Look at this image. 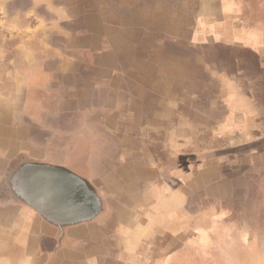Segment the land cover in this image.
<instances>
[{
    "label": "crops",
    "instance_id": "1",
    "mask_svg": "<svg viewBox=\"0 0 264 264\" xmlns=\"http://www.w3.org/2000/svg\"><path fill=\"white\" fill-rule=\"evenodd\" d=\"M8 2L12 1L0 0L4 5ZM13 2L17 4L16 0ZM18 3L22 7L21 13L4 20L10 22L11 26L20 22L28 24L27 29L18 27L22 28L21 33L10 28L11 36L23 39L21 45L14 43L12 50L14 54L19 53L22 59L17 62H6L7 70H10L8 74L10 73L16 81V90L10 99V106L2 113L7 121L5 128L3 130L0 128V138H3L4 142L1 160H5V167L28 162L25 160L26 156H29L27 158L32 162H44L46 154L45 142L42 141L44 134L41 133L43 125L38 129H34L32 125L40 118L39 114L42 117L44 114L56 116L61 109L58 106L61 97L63 101L71 104L69 107L71 111L75 108L76 102L83 105L79 107V111L88 120L84 125L87 127L86 130H90L89 138L92 141L94 139L97 145L102 143L100 145L102 148L96 154V159H89L85 167L79 170L77 177L71 172L62 171L58 166H53L60 174L64 173L65 178L75 182L76 187L85 192V195L71 196L67 200L60 199L57 203L40 202L39 193L36 195L31 191L27 192L24 200L17 197L9 201L6 200L7 197L3 201L0 199L1 208L10 213L19 212L25 215L22 222L5 223L3 226L7 236L9 232L20 231L14 236L11 233L13 239L6 238L5 245L14 250L12 253V250L10 251L11 258L16 261L17 257V262L24 264L164 263L169 248L179 240L188 239L189 231L183 228V223L177 222L178 218L173 222L174 215H180L179 221H182L183 206L177 205L184 203L187 195L179 191L180 187H174L176 181L170 183L150 172L151 170L157 172V169L161 172L163 167L154 157L155 148L150 144L156 145L158 131H162L165 136H171L174 130L165 128L166 124L173 120L171 106L167 109V104L173 100L172 96L159 95L157 97L159 101H155L157 92L166 93L167 88H172L173 80L142 79L143 69L153 71L155 75L161 70L157 64L155 66L154 63L147 64L141 61L151 51L160 54V51H166L167 47L173 49L168 45L170 40L171 45L184 47L197 60L203 57L205 61L198 64L201 67L200 71L207 73V76L210 75L213 80L215 78L224 84L220 72L222 70L231 72L229 73L231 78L227 79L228 83L225 86L227 95L221 98V101L226 103L228 108L224 116L225 121L234 120L237 126L232 125L233 129H228L227 134L218 128L213 131L232 136V133L235 134L234 129L239 128L246 134L259 135L260 133H255L253 129L260 128L264 131V121L258 120L253 111L254 104L260 101V93L245 96L241 90L247 93L248 89L255 92L253 84L259 80L264 84V66L256 63L242 65L230 62L232 64L227 67L215 68L205 57L209 53L218 57L219 55L222 57V54L230 55L229 49L232 46L239 48L242 41L238 38L242 35H246V44L252 53L253 49L256 53H263L253 46L260 39V31H253L255 27L248 26L247 23H244V30H237L229 34L230 36L226 35V31H221L219 25H225L227 21L220 20L221 15L241 11L238 2L231 4L222 0H20ZM186 22H190V25L185 26L183 23ZM222 39H228L230 46ZM144 60L147 61L145 58ZM248 69H256L254 78L248 73ZM185 71L187 74V70ZM211 80L207 78V85H211ZM184 81L188 84L190 79ZM196 97L203 98H200L199 94ZM148 100L154 102V110L139 111L140 102ZM121 101L124 102V107L121 106ZM158 103L162 104L160 108ZM241 103L247 104L245 108L237 105ZM129 106H132L131 109L123 110ZM260 109L261 118H264V109L262 107ZM37 110L41 111L36 112ZM240 115H243L242 119ZM182 116L178 119L189 118ZM241 123L245 125L242 126ZM180 127L181 135L187 131L185 130L187 127ZM82 130L85 132L83 127ZM52 131L56 134V131ZM100 134H106L109 138H104ZM73 135L70 142H74V146L89 140L87 134L82 131H78V135L76 133ZM110 139L117 143L116 159L113 164L109 163L110 157L105 151L111 143ZM254 139L256 138H250L249 141ZM35 140L37 142H34ZM170 140L172 141V138ZM170 140L165 142L163 148L167 149ZM234 140L202 152H214L246 143ZM261 141L257 142V145L261 144ZM178 142L181 153L189 152L184 146L189 140ZM19 152L24 153L25 161H21ZM260 158L264 159V152ZM216 160L226 164L236 163V167L240 165L247 169V165L240 164V159L237 160L234 155L222 156ZM30 166L38 168L43 165ZM189 170L182 166L181 169L175 170L172 176L180 177L183 182L188 181L191 177L190 173L187 174ZM28 172L25 173L26 176ZM40 177L42 175L38 177L39 183ZM128 182H136L138 185L131 188ZM36 198L43 210L36 208L32 203ZM139 198L141 201L138 207ZM127 199L129 201L126 204L124 202ZM110 200L126 208V212L119 215L115 224L106 223ZM97 203L101 207L97 208ZM40 212L51 217L66 218L65 222L79 215L92 214L97 217L89 222L91 226L88 229L82 223L65 226L63 231L67 239L61 242L60 230L52 226L53 224ZM138 213L143 215L141 221L136 219ZM207 214L213 215V211L209 210ZM82 220H85L84 216L71 222ZM100 220H103L102 225H98ZM94 223L98 227H92ZM223 225L215 226L214 229L219 231L218 235H213L212 238L226 242L225 238L231 236L232 227ZM243 230L249 231L247 227L241 231ZM77 239L83 244L81 248L75 247L74 241ZM142 245H146L149 248L148 252H151L143 263L138 252ZM228 245L231 243L228 242ZM61 247L67 248V254L61 255L65 257L64 259H60L57 252ZM157 247L164 249V259H157L155 255ZM88 248L91 250L87 251Z\"/></svg>",
    "mask_w": 264,
    "mask_h": 264
},
{
    "label": "rangeland",
    "instance_id": "2",
    "mask_svg": "<svg viewBox=\"0 0 264 264\" xmlns=\"http://www.w3.org/2000/svg\"><path fill=\"white\" fill-rule=\"evenodd\" d=\"M8 1L12 2L6 3L7 5L0 3L1 130L5 128V122H7L6 119L3 118L2 113L10 106V99L16 90V81L10 76V73L8 74L10 70H7L8 65H6V62H17L22 59L19 53L14 54L12 50L14 49V43L15 45L22 44L23 38L11 36L10 31L12 29L10 28H14V30H17L19 33H21L22 28L20 29L18 27L28 28L27 23L23 24V22H20L11 26L12 24L10 22L4 21L8 17L21 13L20 10L22 9L18 3L20 0H16L17 4H14L13 0ZM223 1L230 2L231 4L238 2L241 11L238 10L235 13L228 12L229 14L221 15L220 20L224 21V19H227L225 25H219L221 31H226V35L230 36L229 34L237 30H244V23H247L248 26L251 25L255 27L252 30L256 32L260 31V39L253 46L259 48V51L263 53H256L254 49V53H252L251 49H248L246 44V35H242L238 38L242 41L241 44H239V48L232 46L231 49H229L230 55L222 54V57L220 55L218 57L216 54L209 53L205 59L211 61L212 66L215 68L220 66L227 67L232 63L242 65L245 63H256L259 66H264V22H261L262 20L264 21V0H222V2ZM163 20L164 19H161V21ZM183 24L189 26L190 22ZM29 25L32 26L34 24ZM27 32L29 31H26V33ZM222 41L227 42V45L230 46L228 39H222ZM168 45L169 47L172 46L173 49L168 48ZM168 45L166 46V51L162 50L160 54H158L159 52L151 51L147 54L148 56H144L147 61H145L144 58L141 61V63L147 62V64H149V62L154 63L155 66L157 64L162 71L161 74V71L158 70L155 75L153 71L143 69L141 70L142 79L170 78L173 80L172 88H167L168 91L166 93L157 92L158 95H156L155 101H159L157 99L159 95L163 97L165 95L172 96L173 100L171 103L167 104V109L171 106L170 109L173 111V120L166 124L165 128L174 130L171 136H165L162 131H158L156 145L154 146V143L150 144L152 148H155L153 151L157 162L163 165L161 172H159V169H157V172L156 170H151L150 172L151 174H155L156 177L161 176V178L170 183L176 181L177 183L173 184L174 187H180L181 189L179 191H183L187 195V199L184 200V203L177 205L183 206L184 213L182 215V221H179L180 215H174L173 222L178 218L177 222L183 223V228H187L189 231L187 234L188 239L186 241L179 240L178 243L169 248V252L166 253V261L162 264H264V159L260 158L261 153L264 152V131H261L260 128L253 129L255 133H260L255 136L246 134L239 128L234 129L233 132H235V134L232 133V136H225L217 131H213L218 128L219 131L227 134L226 131L228 129H233L232 125L237 126V122L234 120L225 121L224 116L228 108L227 104L221 101V98L227 95V88L225 86L228 83L227 79L231 78V72H225L223 70L220 72L224 85L215 78L213 80L210 75L207 76V73L200 71L201 67L198 64L205 61L203 57L197 60L194 55L188 53L184 47L171 45L170 40ZM188 51H190V49H188ZM135 62H137V60H135ZM10 65L11 64H9V67ZM183 68L185 69L183 70ZM187 68L192 69L190 70ZM185 70H187V74ZM248 70V73L254 78L256 69ZM137 73L139 74L140 71ZM239 73L243 74L244 72ZM207 78L212 79L211 85H207ZM186 79H190L188 84L184 81ZM198 80L200 81L198 82ZM253 86L255 92H250L249 89V93L244 90H241V92L243 95L246 94L245 96L260 93V101L254 104L255 110L253 112L258 120L262 119V121H264V118H261L262 113L260 109L261 107L264 109V84L259 80L256 84H253ZM197 94H199L200 98H203L197 99ZM48 96H51V94H48ZM121 103V106L124 107V102L121 101ZM80 104V102H76V104H74L75 108L71 111L69 110L71 104L69 105L68 101H63L61 97L60 103L58 104L61 109L56 116L44 114L42 117V115L39 114L40 118L34 122L32 127L38 129V127L43 125L41 133L42 135L44 134L42 141L45 142L44 149L46 156L44 162L41 163L32 162V160L27 158L29 156H26L25 160L28 162H23V165L28 167L30 165L40 164L49 167L58 166L62 171L71 172L73 176L77 177L76 174L79 173V170L83 169V166L85 167L89 159L94 160L97 158L96 154L100 152L102 148L100 145L102 143L97 145L94 139L92 141L91 138H89L90 130H86L87 127L84 125L88 120H86L85 116L79 111V107L83 106ZM47 105L49 104L47 103ZM153 105L154 102H150L149 100L142 101L138 105V109L144 112L148 110L152 111L154 110ZM157 105L160 108L162 104L158 103ZM237 105L245 108L247 104L241 103ZM131 107L132 106H129V108H124L123 110H129ZM39 111L41 110H37L36 112ZM179 116H182V118H187V116H189V118L178 119ZM240 117L242 119L243 115H240ZM241 125L244 126L245 123H241ZM180 126L187 127L185 128L187 131L182 132L181 135L179 132L182 127ZM82 127L85 129V132L82 130ZM197 128L198 131L196 132ZM52 130L56 131V134ZM78 131L86 133L89 140L80 145L75 144L76 146H74V142H70V140L71 137L73 138V134L76 133L78 135ZM33 134L35 133L33 132ZM100 135H103L104 138H109L106 134ZM91 136L94 137V135ZM30 138L35 139L34 137ZM170 138H172V141ZM250 138L256 139L249 141ZM168 139L170 142L168 141L167 149H165L163 147ZM234 139L238 142L246 143L237 147H227L214 152H202L205 149L235 141ZM110 140L111 143L105 148V151L109 154V163L113 164V161L116 159L117 143L112 139ZM178 140H182V142H187L189 140L184 146L189 149L190 153L187 151L180 152ZM259 141H261V144L257 145ZM34 142L37 141L35 140ZM85 144L87 146H85ZM3 148V138H0V181L7 168L5 167V160H1ZM185 148L183 147V149ZM226 155H234L237 160L240 159V164L247 165V169L246 167H240V165L236 167V163L226 164L216 160ZM19 156L21 161H25L23 152H19ZM8 158H10V156ZM7 162L9 164V161ZM144 163V159H142V165H144ZM182 166L190 169L189 172L187 171V174L190 173L191 177L185 182H183L180 177L176 178L172 176L173 172L177 169H181ZM142 169L145 168L142 167ZM146 170H148L147 167ZM63 174L64 173H47L40 177L38 190L39 198L41 196L40 201H44V203H57L60 199L67 200L71 196L80 197L85 195V192L76 187L75 182L68 180ZM127 184L131 188L138 185L136 182H128ZM113 200H110L108 203L109 212L106 223L115 224L117 223L119 215L122 212H126V208ZM128 201L127 199L124 203L127 204ZM140 201L141 198L137 199L138 207ZM174 202L176 201L174 200ZM66 208L68 209L69 207L66 206ZM209 210L213 211V215L207 214ZM130 211L133 212V210ZM83 216L85 220L71 222L73 219H79ZM83 216L79 215L68 219V222L63 220V222L52 223V226L60 230L61 237L59 241L63 242L67 239V235H65L63 231L65 226L82 223L85 224V228L88 229L91 226L89 222H92V220L97 217L96 215L92 216V214ZM203 217L204 219H202ZM24 218L25 215L23 213H10V211H6L4 208L0 207V264H24L17 262V257V260L13 261L14 258L12 259L10 256V251L12 250L11 253L14 251L13 248L5 245L6 238L13 239L11 233H13L12 235L14 236L15 233L18 234L20 231L9 232V236H7L6 231L3 230L5 223H20ZM136 219L141 221L143 215L138 213ZM102 222L103 220L98 221V225H102ZM98 225L94 223L92 227L95 228V226L98 227ZM216 225H229L232 227L230 231L231 236L229 235L225 238L226 242L212 238L213 235H218L219 230L214 229ZM245 227H247L249 231H241ZM204 228L206 229L204 230ZM142 237L144 238L145 236L143 235ZM228 242H230L231 245H228ZM74 244L77 248L83 246L79 239L75 240ZM55 246L57 247V244H55ZM120 246L118 249H120ZM60 249L58 248L57 252L60 254V259H64L65 257L61 255L65 256L67 254V248L61 247ZM90 250L91 248L87 249V251ZM156 250L155 255L157 259H164V249L157 247ZM148 251L149 248L146 245H142L138 248L142 263L151 255V252Z\"/></svg>",
    "mask_w": 264,
    "mask_h": 264
},
{
    "label": "flooded vegetation",
    "instance_id": "3",
    "mask_svg": "<svg viewBox=\"0 0 264 264\" xmlns=\"http://www.w3.org/2000/svg\"><path fill=\"white\" fill-rule=\"evenodd\" d=\"M24 163H20L17 166H9L5 170V174L0 181V199L3 201L6 197V200H14V197L19 198L20 200H24L27 196V192L31 191L35 192L38 195L39 188V178L36 180H32L33 171H35L37 166H25ZM27 173V176L25 173ZM35 201V202H34ZM32 203L34 206L40 210H43L42 207H39L37 198L34 199ZM97 208L99 204H96ZM96 208V209H97Z\"/></svg>",
    "mask_w": 264,
    "mask_h": 264
},
{
    "label": "water",
    "instance_id": "4",
    "mask_svg": "<svg viewBox=\"0 0 264 264\" xmlns=\"http://www.w3.org/2000/svg\"><path fill=\"white\" fill-rule=\"evenodd\" d=\"M60 171L55 167H49V166H39L35 171H33V177L32 180H36L39 176L45 175L47 173H59ZM42 216L51 223H57V222H63L64 218L62 217H51L47 214L41 213Z\"/></svg>",
    "mask_w": 264,
    "mask_h": 264
},
{
    "label": "bare ground",
    "instance_id": "5",
    "mask_svg": "<svg viewBox=\"0 0 264 264\" xmlns=\"http://www.w3.org/2000/svg\"><path fill=\"white\" fill-rule=\"evenodd\" d=\"M38 190H39V188H38ZM40 191H42V190H40ZM41 195V194H40ZM40 199H41V196H40ZM41 202V201H40Z\"/></svg>",
    "mask_w": 264,
    "mask_h": 264
}]
</instances>
